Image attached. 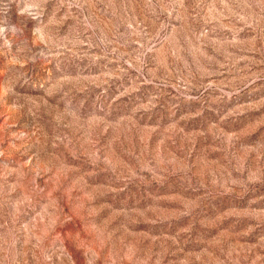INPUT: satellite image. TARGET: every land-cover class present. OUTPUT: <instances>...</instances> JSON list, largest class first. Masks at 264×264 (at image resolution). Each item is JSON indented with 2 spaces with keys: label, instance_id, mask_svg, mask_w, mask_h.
Returning a JSON list of instances; mask_svg holds the SVG:
<instances>
[{
  "label": "rangeland",
  "instance_id": "rangeland-1",
  "mask_svg": "<svg viewBox=\"0 0 264 264\" xmlns=\"http://www.w3.org/2000/svg\"><path fill=\"white\" fill-rule=\"evenodd\" d=\"M0 264H264V0H0Z\"/></svg>",
  "mask_w": 264,
  "mask_h": 264
}]
</instances>
